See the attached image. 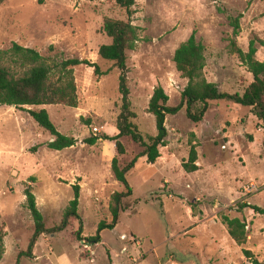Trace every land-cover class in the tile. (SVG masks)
I'll return each instance as SVG.
<instances>
[{"label": "rangeland", "instance_id": "1", "mask_svg": "<svg viewBox=\"0 0 264 264\" xmlns=\"http://www.w3.org/2000/svg\"><path fill=\"white\" fill-rule=\"evenodd\" d=\"M226 9L227 13L219 10ZM243 13L239 46L264 41V0H136L129 12L115 0H6L0 6V52L13 42L37 49L50 62L88 59L74 68L78 107L62 104L26 106L48 110L63 134L78 139L63 150L48 147L51 134L23 109L0 105V224L6 231L0 264H251L243 249L264 262V215L242 203L264 208V128L251 107L212 100L199 123L184 107L167 116L168 144L152 164L141 156L127 179L133 194L124 198L114 228L99 231L102 220L112 222L111 196L125 190L112 171L113 141L85 143L91 135H116L121 110L115 62L102 58L99 48L110 43L103 31L107 17L132 20L141 40L128 52V84L134 123L144 135H157L156 117L148 112L158 86L169 95V105L181 102L187 80L174 62L175 50L195 32L206 47L204 75L221 91L241 94L254 76L229 50L233 28L228 13ZM256 57L264 61V45ZM0 64L7 59L0 57ZM124 167L142 147L125 136ZM197 144L199 169L187 172L190 144ZM37 146V150H32ZM36 177V181H30ZM81 185L79 213L69 226L61 224L74 184ZM256 183L262 189L247 193ZM31 185L37 205L50 230L42 234L31 257L19 255L29 247L35 222L27 207L25 188ZM194 204V208L192 207ZM225 216L247 222V239L239 245L229 234ZM81 229V237L78 231ZM100 234L101 241L88 239Z\"/></svg>", "mask_w": 264, "mask_h": 264}, {"label": "trees", "instance_id": "2", "mask_svg": "<svg viewBox=\"0 0 264 264\" xmlns=\"http://www.w3.org/2000/svg\"><path fill=\"white\" fill-rule=\"evenodd\" d=\"M6 0H0V6ZM116 3L131 12L136 0H115ZM219 10L227 13L226 9L219 7ZM243 13H228V20L233 28V34L229 43V50L236 54L241 63L253 74L254 79L245 89L244 93H230L221 91L216 82L209 81L205 75L207 65L206 47L196 37L195 32L181 43L175 50L174 62L181 76L187 80V84L181 93V102L176 106L169 105V95L162 86L155 88L150 99L148 112L156 117L158 134L144 135L134 123L137 113L132 109L130 98L131 90L128 84L127 66L128 52L135 50L141 40L140 29L133 24L132 20L115 19L107 17L104 20L103 31L111 38L110 43L100 46L99 54L102 58L115 62L121 70L119 79V92L121 94V110L117 118L116 135L103 133L101 135H91L85 139V143L95 145L98 141H113L116 144V152L112 159V171L115 178L125 185V190L115 191L111 196L110 212L112 222L102 220L99 224V231L104 228H114L119 214L123 209L124 198L133 194L127 173L135 167L141 156H146L149 163H156L162 156L160 147L168 144V129L166 126L167 116L176 114L184 107L187 117L194 123H199L205 118L212 100H227L242 106L251 107L253 113L262 122L264 128V61L257 59V42L264 45V41L259 37L250 40L249 50L244 51L238 44V38L242 33L241 19ZM0 57L7 59V64H0V105L15 106L26 110L30 116L46 131L52 139L48 147L53 150H63L75 146L78 139L60 132L51 120L47 109L40 110L26 109V106H41L44 104H62L70 107H78V87L74 68L78 65H88L95 67L96 74H103L100 66L88 59L69 58L62 61L50 62L47 57L42 55L37 49L26 47L18 42H13L8 50L0 52ZM129 136L134 142L138 143L142 150L124 167H121L119 155L126 153V148L121 138ZM37 150V146L32 148ZM197 144H190L188 160L184 161L183 168L187 172H195L199 169ZM30 181H36V177H30ZM74 186V198L67 206L61 224L54 228L58 232L69 226L72 219L81 221L79 204L81 196V185L76 183ZM27 207L30 210L34 222L35 232L30 240L29 247L19 255L31 257L34 247L39 237L49 232L46 227L44 216L38 208L36 195L31 185L25 188ZM194 208V204H192ZM242 208H251L256 213L264 215V208L251 203H242ZM229 228V234L239 244L244 245L247 239V222L239 217L230 218L225 216ZM82 224L77 235L81 237ZM6 231L0 224V262L5 254ZM92 243L101 241L100 234L88 239ZM244 254L250 257L251 264H264L248 249H243ZM16 264H19V260Z\"/></svg>", "mask_w": 264, "mask_h": 264}, {"label": "built area", "instance_id": "3", "mask_svg": "<svg viewBox=\"0 0 264 264\" xmlns=\"http://www.w3.org/2000/svg\"><path fill=\"white\" fill-rule=\"evenodd\" d=\"M262 189V187H260L259 185H257L256 183H250L245 187V191L247 193H251V192H257L260 191Z\"/></svg>", "mask_w": 264, "mask_h": 264}, {"label": "water", "instance_id": "4", "mask_svg": "<svg viewBox=\"0 0 264 264\" xmlns=\"http://www.w3.org/2000/svg\"><path fill=\"white\" fill-rule=\"evenodd\" d=\"M15 107V106H14ZM53 140V139H52Z\"/></svg>", "mask_w": 264, "mask_h": 264}]
</instances>
